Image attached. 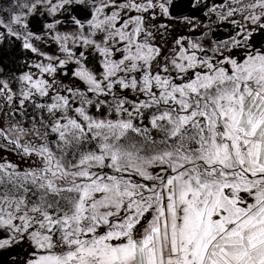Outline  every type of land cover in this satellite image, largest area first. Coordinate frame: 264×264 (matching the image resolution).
Segmentation results:
<instances>
[{
    "label": "snow or ice",
    "instance_id": "snow-or-ice-1",
    "mask_svg": "<svg viewBox=\"0 0 264 264\" xmlns=\"http://www.w3.org/2000/svg\"><path fill=\"white\" fill-rule=\"evenodd\" d=\"M0 264H264V0H0Z\"/></svg>",
    "mask_w": 264,
    "mask_h": 264
},
{
    "label": "flooded vegetation",
    "instance_id": "flooded-vegetation-1",
    "mask_svg": "<svg viewBox=\"0 0 264 264\" xmlns=\"http://www.w3.org/2000/svg\"><path fill=\"white\" fill-rule=\"evenodd\" d=\"M8 155H12V154H8ZM12 158L14 159V155L12 156Z\"/></svg>",
    "mask_w": 264,
    "mask_h": 264
}]
</instances>
